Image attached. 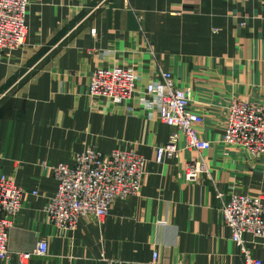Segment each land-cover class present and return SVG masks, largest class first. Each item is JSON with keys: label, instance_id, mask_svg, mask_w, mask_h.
<instances>
[{"label": "crops", "instance_id": "0c3cea01", "mask_svg": "<svg viewBox=\"0 0 264 264\" xmlns=\"http://www.w3.org/2000/svg\"><path fill=\"white\" fill-rule=\"evenodd\" d=\"M30 1L25 45L0 55V172L26 191L0 264H243L216 193L264 198V155L222 142L229 101L264 97V0ZM98 66L131 67L132 98L115 105L89 97ZM163 71L192 90L191 108L203 118L197 129L210 141L201 155L180 137L174 158L155 161L173 128L142 101H153L145 86ZM88 146L143 155L142 187L113 201L102 224L85 215L62 230L43 211L57 185L51 167L71 166ZM200 157L208 174L185 179L186 163ZM40 239L46 254L20 263L15 253ZM244 240L264 264V238Z\"/></svg>", "mask_w": 264, "mask_h": 264}, {"label": "built area", "instance_id": "2783aa9c", "mask_svg": "<svg viewBox=\"0 0 264 264\" xmlns=\"http://www.w3.org/2000/svg\"><path fill=\"white\" fill-rule=\"evenodd\" d=\"M30 0H0V55H10L26 43V14ZM94 34V29L91 30ZM137 75L128 66L96 67L89 75L87 95L104 98L120 105L136 92ZM147 95L143 100L146 108H153L158 119L173 128L168 141L156 147L155 161L174 158L178 140L183 138L185 147L200 154L210 147V141L200 137L197 125L202 116L191 108L192 90L178 88L171 73L163 71L158 80L145 86ZM222 142L245 151L252 157L264 155V97L258 101L232 99L223 115ZM201 155V154H200ZM145 158L134 150L122 147L102 153L95 146H88L75 153L71 166L58 163L51 167L57 180L54 193L48 198L43 211L50 222L62 230H73L78 220L91 215L102 224L109 207L116 199L137 195L142 187ZM204 160L192 159L184 167V178L197 180L199 174L207 173ZM24 189L14 183L10 175L0 172V262L10 257L7 248L8 233L22 207ZM37 195V190L31 191ZM221 200L220 212L224 225L230 229V239L243 258V264H262L253 257L244 240L249 233L264 238V198L231 191L229 199ZM47 242L40 239L29 252H16L20 263H25L32 254L45 255ZM157 258V252L153 253ZM108 264H112L111 261Z\"/></svg>", "mask_w": 264, "mask_h": 264}]
</instances>
